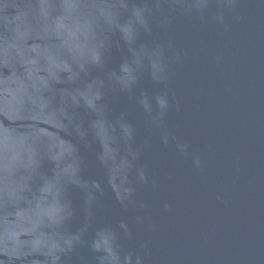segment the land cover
Here are the masks:
<instances>
[{"label": "water", "instance_id": "95a60500", "mask_svg": "<svg viewBox=\"0 0 264 264\" xmlns=\"http://www.w3.org/2000/svg\"><path fill=\"white\" fill-rule=\"evenodd\" d=\"M0 264H264V0H0Z\"/></svg>", "mask_w": 264, "mask_h": 264}]
</instances>
